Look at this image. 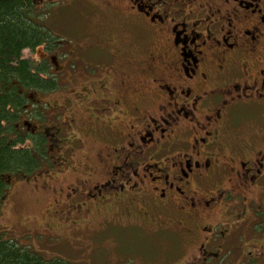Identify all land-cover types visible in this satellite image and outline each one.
I'll list each match as a JSON object with an SVG mask.
<instances>
[{
	"label": "flooded vegetation",
	"instance_id": "flooded-vegetation-1",
	"mask_svg": "<svg viewBox=\"0 0 264 264\" xmlns=\"http://www.w3.org/2000/svg\"><path fill=\"white\" fill-rule=\"evenodd\" d=\"M81 1L82 45L40 47L55 86L17 126L71 176L55 202L197 245L187 264H264V0Z\"/></svg>",
	"mask_w": 264,
	"mask_h": 264
},
{
	"label": "rangeland",
	"instance_id": "rangeland-1",
	"mask_svg": "<svg viewBox=\"0 0 264 264\" xmlns=\"http://www.w3.org/2000/svg\"><path fill=\"white\" fill-rule=\"evenodd\" d=\"M38 6L40 18L36 23L58 40L59 47L78 48L82 45L86 31L80 28L85 12L81 0L53 3L47 0ZM22 56L36 60L50 58V54L45 55L41 48L33 53L24 50ZM89 68L92 71V65L89 64ZM35 98L42 106L39 107L40 113L42 111L47 115L53 113L47 103L54 104L64 99L60 94H40ZM71 136H68L67 142ZM76 149L78 152L82 147ZM80 156L77 155V160ZM88 162L93 163L95 159L89 157ZM56 169L41 164L39 172L22 177L12 176L11 181H7L8 188L0 201V238L12 239L45 258L57 257L71 264H187L197 261V245H184L183 249L181 243L163 233L119 226L115 215L109 221L107 218L98 220L102 218L99 213L88 220L75 211L70 199L56 203L58 197H64L59 196L57 190L60 186L64 189L71 181V176L63 174L56 181L47 182L48 178L56 177L53 173ZM103 170L101 166L97 172ZM223 259L225 264L234 263L232 253Z\"/></svg>",
	"mask_w": 264,
	"mask_h": 264
},
{
	"label": "trees",
	"instance_id": "trees-1",
	"mask_svg": "<svg viewBox=\"0 0 264 264\" xmlns=\"http://www.w3.org/2000/svg\"><path fill=\"white\" fill-rule=\"evenodd\" d=\"M35 1L0 0V201L8 188V177L33 174L48 156L46 133L31 136L17 127L21 116L26 115L30 97L55 86L45 60L22 56L24 50H50L55 39L36 23L40 11ZM27 140L31 145L26 147ZM0 264L71 263L45 258L12 239L0 238Z\"/></svg>",
	"mask_w": 264,
	"mask_h": 264
}]
</instances>
